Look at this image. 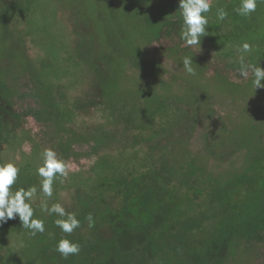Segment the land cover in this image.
<instances>
[{
  "label": "trees",
  "instance_id": "1",
  "mask_svg": "<svg viewBox=\"0 0 264 264\" xmlns=\"http://www.w3.org/2000/svg\"><path fill=\"white\" fill-rule=\"evenodd\" d=\"M239 3L212 0L206 14L207 35L201 38L220 50L237 74L243 42L252 45V51L244 54L246 62L264 69V31L259 21L234 11ZM1 4L0 41L7 46L3 11L12 7L24 19L25 10L20 8L21 0H2ZM135 6L146 48L164 37L180 38L179 0L155 5L135 2ZM218 7L228 12L226 20H217ZM91 39L87 33L75 36L74 79L48 77L47 68L39 65L33 52V64L23 72L32 81L28 96L35 107L20 112L14 103L25 93L20 89L21 79L11 84L2 77L6 68L0 67V163L14 162L20 168L13 189L19 185L39 188L41 179L36 169L42 163V144L22 128L25 118L44 125L46 141L66 162L79 160L76 146L89 148L84 152L91 161L89 168L70 173L63 183L57 179L48 199L50 206L62 194H70L72 208L66 211L77 213L79 228L70 235L62 233L53 223L57 217L40 208L46 198L39 192L35 198V217L45 222L44 233L30 234L35 264H264V115L252 105V112L246 107L253 92L264 88L254 90L251 75L233 82L217 71L211 83H204V64L189 48L175 46L167 56L181 68V59L192 56L196 75L186 73L185 81L182 73L173 76L172 81H182L185 92L162 94L160 88L169 87L161 82L165 70L147 59L145 48L132 51L126 74L134 68L152 74L153 79L140 82L144 85L140 96L123 99L105 68V57L91 54ZM210 87L217 95L229 97L237 110L235 118H226V125L214 120L216 97ZM89 88L96 89L97 100L91 106L96 115L87 125L77 106L79 100L72 97ZM202 111L211 121L203 135L205 156L188 147L204 122ZM120 135L128 136L121 141ZM25 144L30 145L27 154L22 150ZM238 154L243 159L237 168L217 173L208 166V158L224 163ZM90 213L92 227L86 219ZM20 227L5 229L0 239L13 236ZM62 236L80 244L78 255L65 259L56 251ZM0 264L13 263L2 259ZM19 264L32 262L20 260Z\"/></svg>",
  "mask_w": 264,
  "mask_h": 264
},
{
  "label": "rangeland",
  "instance_id": "2",
  "mask_svg": "<svg viewBox=\"0 0 264 264\" xmlns=\"http://www.w3.org/2000/svg\"><path fill=\"white\" fill-rule=\"evenodd\" d=\"M1 1L0 9L4 7ZM163 1L21 0L22 7L20 8L25 10L24 19L22 16H18L12 7L4 10L2 16L3 32L8 39L6 43H9L4 46L0 41V67L4 66L6 68L5 76L2 77L8 79L11 84L15 83L20 77V83L22 84L20 89L21 92H25L18 97L16 104L14 103L15 110L20 112L23 109L35 107L33 99L28 96L33 91L32 81H29L28 77H24L25 74L23 72L25 67L33 64L34 57L32 54L36 53L39 65L47 68L48 77L53 79L75 78L77 68L71 65V60L75 56V36L78 33L81 34V37L86 33L89 37L92 36L91 47L93 51L91 54L93 56L97 55L99 58L105 57V60H107L105 68H108V73L113 75V79L120 90L121 98L140 96L139 91L144 88L141 83L152 80L153 75L134 68H130L131 74H126V60L131 57L132 51L146 48V38L144 39L142 35L139 11L137 6H135V2H148L155 5L161 4ZM171 1L169 0V2ZM250 17L259 21L260 29L264 31V3H258L257 10ZM175 46L181 49L189 48L196 54L198 62L204 64L206 72L201 77L202 82L211 83L210 78L214 76L216 71L226 76L230 81L239 82L242 80L237 72L233 70L234 68L230 67L228 60L220 54V50L210 43L201 42L200 46H187L181 38L174 35L172 38L164 37L159 43L150 44L145 50L147 59L155 62L161 69L165 70L162 73L161 82L168 84L169 87H164L163 90L161 87L160 92L162 94L172 93V95L178 96L182 89L185 92L182 81L180 82L177 79L172 81V78L182 73L185 81L186 72L182 71L183 68L178 66L175 60L166 54L169 48ZM85 53L88 57L89 52L86 51ZM27 55L29 56L28 58ZM237 59L239 60V56H237ZM64 62L67 63L66 66ZM250 75L249 73V78ZM72 83L74 84L75 82ZM95 93V88L92 91L90 88L88 90L82 89L76 91V94L72 97L75 102L79 100L77 106L79 112L86 117L87 125H90L96 115L94 108L91 107L93 102L95 103L97 100V94ZM210 93L216 97L214 120L219 125H226V118L228 119L229 116L235 118L237 110L233 108L234 106L229 97L217 95L213 87H210ZM251 105L264 115V90L256 89L253 92L251 102L246 106L249 111L252 110L249 108ZM203 111L201 119L204 122L197 127L188 147L191 152L205 156L203 135L208 130L211 121L207 122V115ZM22 128L36 139L37 143L42 144L43 150L51 148L46 141L42 123L37 122L32 117H27L22 123ZM127 136L120 135L118 138L124 141L123 138ZM116 144L119 143L116 142ZM29 148L30 145L25 144L22 150L27 154L29 153ZM88 149L86 145L75 147V150L81 155L77 161L73 159L67 161L70 169L68 177L70 173L76 172L79 168L83 170L89 168L91 161L87 155H84V152L88 151ZM242 157V155L238 154L230 162L224 163L208 158V166L212 171L219 173L230 167H239L242 164ZM80 174L81 176L79 177L82 178L85 172ZM57 202L61 203L66 210L72 208L70 194H62ZM15 224L22 226L18 216L0 224V236L5 229ZM30 238L29 230L22 227L16 229L13 236L6 238L4 235L0 239V260L3 259L5 261V259H8L9 263L12 262L13 264H19L20 260L26 262L29 260L32 264L37 263L36 254L30 251V248H34L31 247L33 240Z\"/></svg>",
  "mask_w": 264,
  "mask_h": 264
},
{
  "label": "clouds",
  "instance_id": "3",
  "mask_svg": "<svg viewBox=\"0 0 264 264\" xmlns=\"http://www.w3.org/2000/svg\"><path fill=\"white\" fill-rule=\"evenodd\" d=\"M258 3H264V0H240L239 6L234 11L241 16H250L257 10ZM212 9V0H179L180 17L183 20L180 38L187 46H197L201 44V38L207 35V26L209 17L206 15ZM228 17V12L224 7H218L216 18L218 21H224ZM238 51L240 67L238 75L247 80L249 73L252 77V85L256 88H264V69L258 64L246 62L245 55L252 51V45L243 42ZM183 70L190 76L196 75L193 67L192 56H184L181 59ZM42 163L37 166V175L41 178L39 188L32 185L28 187H18L13 189L16 184L20 168L14 162L0 163V224L6 223L9 219H15L17 216L22 224V228L28 229L30 234L35 236L37 233L45 232V222L43 219L35 217L33 204L38 192L46 199L40 204L42 211L48 215H55L57 218L53 221L55 226L62 233L72 234L74 230L81 226V221L77 218V213L66 211L61 203L48 204V199L53 196L54 182L59 179L61 183L69 175L68 163L53 149L45 148L41 154ZM89 227L94 224L93 216L90 213L87 218ZM81 246L62 236L57 244L56 251L62 257L67 259L70 255H78Z\"/></svg>",
  "mask_w": 264,
  "mask_h": 264
}]
</instances>
